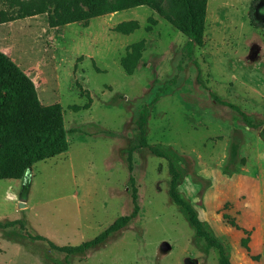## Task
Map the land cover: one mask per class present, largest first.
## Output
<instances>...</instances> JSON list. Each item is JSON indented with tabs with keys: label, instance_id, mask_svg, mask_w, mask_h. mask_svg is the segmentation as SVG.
Segmentation results:
<instances>
[{
	"label": "rangeland",
	"instance_id": "obj_1",
	"mask_svg": "<svg viewBox=\"0 0 264 264\" xmlns=\"http://www.w3.org/2000/svg\"><path fill=\"white\" fill-rule=\"evenodd\" d=\"M251 10L264 22V0H208L204 44L190 57L184 53L188 39L147 6L59 28L49 26V13L25 18L20 27L38 28L29 42L42 55L23 57L22 67L44 103L61 104L69 148L34 164L29 183L0 179V221L21 220L30 234L59 246L95 238L133 210L128 154L134 150L138 217L68 261L219 264L218 251L196 237L185 211L171 202L167 160L137 148L140 110L159 96L148 110L146 139L175 162L180 195L227 247L231 264H264V29L252 25ZM130 20L140 29L129 35L113 30ZM142 39L143 63L127 75L121 59ZM216 99L236 105L260 127L250 128ZM88 103L87 110L72 109ZM66 259L19 226L0 231V264Z\"/></svg>",
	"mask_w": 264,
	"mask_h": 264
},
{
	"label": "trees",
	"instance_id": "obj_2",
	"mask_svg": "<svg viewBox=\"0 0 264 264\" xmlns=\"http://www.w3.org/2000/svg\"><path fill=\"white\" fill-rule=\"evenodd\" d=\"M7 4L16 6L18 12L12 13L6 7ZM139 6L151 8L188 39L184 46L185 56L190 57L191 49L195 46H203L208 0H0V25L44 13H49L48 23L51 28L77 22L87 25L94 18ZM250 17L255 28L264 29V22L257 21L253 11ZM150 22L155 25L157 20L150 18ZM140 27L138 21L130 20L117 24L113 30L129 35ZM151 30L152 26L147 27L148 32ZM145 48V39L129 46L126 55L121 59V66L127 75H133L142 65ZM172 81L174 82L175 78ZM88 98L91 101L90 96ZM216 100L239 113L250 128L260 127L236 105ZM158 101L159 96L140 110V137L137 148L148 149L152 155L167 160L171 177L168 192L171 202L185 211L187 221L194 229L196 237L204 240L208 247L218 251L219 264H231L227 247L206 229L195 207L180 195L178 190L180 174L173 159L159 147L147 142L148 110ZM89 107L88 103L83 107L72 106V109L77 112L82 109L87 110ZM68 148V130L61 104H43L33 79L7 54L0 51V179L22 180L24 183H29L33 176L34 164L61 155L68 151ZM133 151L131 150L128 154L133 210L129 215L117 218L95 238L75 246H59L44 236L30 234L21 220L0 221V231L19 226L26 231L31 240L45 242L52 250L65 254L66 264H71L68 258L87 255L88 252L104 244L113 234L120 233L128 227L139 215L141 210L139 195L136 180L132 174ZM229 223L233 227L236 226L234 222ZM243 244L246 246L245 242Z\"/></svg>",
	"mask_w": 264,
	"mask_h": 264
},
{
	"label": "crops",
	"instance_id": "obj_3",
	"mask_svg": "<svg viewBox=\"0 0 264 264\" xmlns=\"http://www.w3.org/2000/svg\"><path fill=\"white\" fill-rule=\"evenodd\" d=\"M24 20L25 19H20V20L11 21V22L0 25V51L7 54L17 65H19L25 72H27L24 69V67H22V64H21V62L25 60L23 59V57L28 58V60L32 59V60L37 61L39 60L42 53L37 47H34V46L32 47L31 43L29 42V40H31V42L32 40L34 41L35 36L39 31L38 28L35 30H29V29L20 27V23L24 22ZM20 32H22L27 38L26 42L23 44H21L20 41L17 40L16 38L18 37L17 34H20ZM9 40L11 42H9ZM33 81L35 82L34 79ZM39 97L43 104L49 105L43 102V99L41 98L40 94H39ZM8 181H13V180H8ZM16 181H21V180H16ZM9 194H10L9 195L10 197L15 196V194L12 192H9Z\"/></svg>",
	"mask_w": 264,
	"mask_h": 264
},
{
	"label": "water",
	"instance_id": "obj_4",
	"mask_svg": "<svg viewBox=\"0 0 264 264\" xmlns=\"http://www.w3.org/2000/svg\"><path fill=\"white\" fill-rule=\"evenodd\" d=\"M23 203H20V207H23ZM164 247L166 248L167 247V244H164Z\"/></svg>",
	"mask_w": 264,
	"mask_h": 264
},
{
	"label": "flooded vegetation",
	"instance_id": "obj_5",
	"mask_svg": "<svg viewBox=\"0 0 264 264\" xmlns=\"http://www.w3.org/2000/svg\"><path fill=\"white\" fill-rule=\"evenodd\" d=\"M186 264H195V263L189 260V261H187Z\"/></svg>",
	"mask_w": 264,
	"mask_h": 264
},
{
	"label": "bare ground",
	"instance_id": "obj_6",
	"mask_svg": "<svg viewBox=\"0 0 264 264\" xmlns=\"http://www.w3.org/2000/svg\"><path fill=\"white\" fill-rule=\"evenodd\" d=\"M216 2V1H215ZM218 3V2H217ZM217 11V10H216ZM219 11V10H218Z\"/></svg>",
	"mask_w": 264,
	"mask_h": 264
}]
</instances>
